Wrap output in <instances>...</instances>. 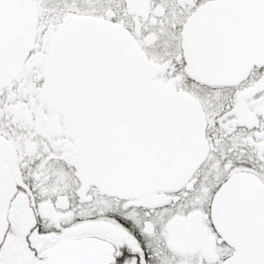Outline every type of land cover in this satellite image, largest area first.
Here are the masks:
<instances>
[{"label": "snow or ice", "instance_id": "6c2138e0", "mask_svg": "<svg viewBox=\"0 0 264 264\" xmlns=\"http://www.w3.org/2000/svg\"><path fill=\"white\" fill-rule=\"evenodd\" d=\"M0 264H264V0H0Z\"/></svg>", "mask_w": 264, "mask_h": 264}]
</instances>
